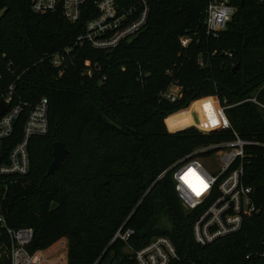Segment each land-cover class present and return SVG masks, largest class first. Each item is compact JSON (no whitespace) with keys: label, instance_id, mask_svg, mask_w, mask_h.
Masks as SVG:
<instances>
[{"label":"trees","instance_id":"1","mask_svg":"<svg viewBox=\"0 0 264 264\" xmlns=\"http://www.w3.org/2000/svg\"><path fill=\"white\" fill-rule=\"evenodd\" d=\"M95 1L77 24L60 13L33 12V0L0 2V82L15 83L16 99L29 105L48 99L50 127L31 140L30 171L10 180L0 217L11 228L34 230L31 253L67 239L68 264H138L125 243L112 242L122 227L135 230L128 243L133 250L169 238L178 255L171 264H264V113L242 103L264 85V7L233 0L236 15L213 37L204 23L210 0H151L144 30L107 52L74 46L97 15ZM184 35L193 39L188 47L180 43ZM72 46V63L59 76L45 55ZM10 68L23 71L19 80ZM174 84L182 90L170 101L163 94ZM258 99L264 102V89ZM225 102L233 106L231 129L215 123ZM199 114L203 127L194 118ZM234 133L261 144L246 147L244 167L260 212L240 231L201 246L193 232L198 212L182 206L169 170ZM58 141L69 153L62 170L49 175ZM53 202L58 208L51 211ZM0 264H10L5 235Z\"/></svg>","mask_w":264,"mask_h":264},{"label":"built area","instance_id":"2","mask_svg":"<svg viewBox=\"0 0 264 264\" xmlns=\"http://www.w3.org/2000/svg\"><path fill=\"white\" fill-rule=\"evenodd\" d=\"M3 1L5 0H0ZM256 1L264 7V0ZM88 2L89 0H33L32 10L37 14L60 13L67 22L77 24ZM150 2L151 0H122V3L119 0H96L94 6L97 15L86 23L85 32L77 38L74 46L89 45L93 49L107 52L114 50L120 43L136 37L144 30L150 15ZM236 13L233 0H210L204 21L208 35L218 37L227 29ZM192 40L189 35L180 37L183 47H188ZM73 50L72 46L53 55H45V59L59 70V76L72 63ZM199 64H204L202 56L199 57ZM87 65L90 66L91 63L87 62ZM9 71L11 72V68ZM11 73L16 76V80L23 75V71L20 74H14V71ZM85 74L92 77L91 70L85 71ZM1 79L0 74V81ZM263 89L264 85L242 103H253L264 113V102L258 99ZM181 90L178 86V93L175 94L169 88L163 96L175 101ZM15 91V83L2 85L0 82V110L2 106L6 108V112L0 116V153L5 152L4 157H0V197L3 199L10 180L27 175L30 171L31 140L47 135L50 129L48 99L42 98L37 104L29 105L18 101ZM231 107L233 106L226 102L220 103L217 110V125L222 129L232 128L227 117V111ZM24 114L26 118L22 136L16 142L14 136L17 124ZM234 135L233 140L200 149L169 170L173 171L175 189L182 206L189 212H198L193 232L196 243L201 246L210 245L240 231L246 218L260 212L254 198V189L245 184L244 167L248 158L246 147L261 144L245 141L236 133ZM6 148H9L8 151ZM211 151L213 153L205 158H195L198 154ZM203 159L212 161V166H206ZM169 171L162 173L160 178ZM134 234V229L122 227L112 242L120 240L125 243L127 252L138 264H171L178 260L175 246L167 237H157L139 250L131 249L128 243ZM3 235L10 244V264L49 263L44 250L34 253L29 251L28 247L34 240L32 228H11L1 216L0 239Z\"/></svg>","mask_w":264,"mask_h":264},{"label":"rangeland","instance_id":"3","mask_svg":"<svg viewBox=\"0 0 264 264\" xmlns=\"http://www.w3.org/2000/svg\"><path fill=\"white\" fill-rule=\"evenodd\" d=\"M1 15H2V12H0V17H1ZM170 90L173 93L177 94L178 93V86H176V84H174V86L170 87ZM194 118L196 119L198 125H201L202 127L205 125V123L203 122L204 120L200 116V114L198 117H194ZM215 123L217 124V120L215 121ZM204 163L208 167L212 166V161H210V160H205ZM44 254L49 261V263H47V264H64V262L66 261V258H67V264H68V256H69L68 240L62 239L56 245L54 244L49 249L44 250Z\"/></svg>","mask_w":264,"mask_h":264},{"label":"water","instance_id":"4","mask_svg":"<svg viewBox=\"0 0 264 264\" xmlns=\"http://www.w3.org/2000/svg\"><path fill=\"white\" fill-rule=\"evenodd\" d=\"M238 68V65L235 66V69L236 70ZM6 112V108L4 106L1 107V110H0V116H2L4 113ZM68 149L66 148L65 144L58 141V142H55L54 145H53V161L50 165V168H49V171H48V174L49 175H54V173L56 171H60L62 170V167H63V163L66 159V157L68 156ZM5 155V152H1L0 153V157H4ZM58 208V204L56 202H53L51 204V208L50 210L51 211H54Z\"/></svg>","mask_w":264,"mask_h":264},{"label":"crops","instance_id":"5","mask_svg":"<svg viewBox=\"0 0 264 264\" xmlns=\"http://www.w3.org/2000/svg\"><path fill=\"white\" fill-rule=\"evenodd\" d=\"M62 243H63V242H62ZM56 244H57V243H56ZM56 244H55V245H56ZM64 259H65V258H64ZM64 261H65V260H64ZM64 264H67V258H66V261L64 262Z\"/></svg>","mask_w":264,"mask_h":264},{"label":"clouds","instance_id":"6","mask_svg":"<svg viewBox=\"0 0 264 264\" xmlns=\"http://www.w3.org/2000/svg\"><path fill=\"white\" fill-rule=\"evenodd\" d=\"M227 18V17H226Z\"/></svg>","mask_w":264,"mask_h":264}]
</instances>
